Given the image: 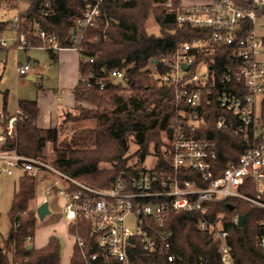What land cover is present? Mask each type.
Instances as JSON below:
<instances>
[{"label": "built area", "instance_id": "obj_1", "mask_svg": "<svg viewBox=\"0 0 264 264\" xmlns=\"http://www.w3.org/2000/svg\"><path fill=\"white\" fill-rule=\"evenodd\" d=\"M30 1L10 0L2 3L0 10L20 11L22 3ZM82 1L85 10L73 21L69 47L56 34L35 26L32 32H23V12H19L10 19L0 16V23L7 25L0 32V49H7L3 34L14 31L18 51L37 48L33 41L37 39L41 43L39 48L53 53L78 52L81 65L90 67L81 75L82 82L94 83L101 90L108 82L125 83L128 66L109 72L106 67H94L97 57L82 55L83 32L97 26L103 0ZM158 2L174 15L179 28L204 31L201 38L179 43L166 54L151 59L148 68L159 86L175 90L176 115L169 125L166 156L170 168L163 173L155 172L154 168L133 169L130 174L122 172L107 188L81 182L40 158L20 152L18 128L27 117L19 108L14 115L0 113V178L18 173L31 177L36 183V199L41 190L42 204L47 203L50 211L49 199L54 194L62 197L68 226L89 225L94 246L98 248L91 255V262L102 258L131 264L129 251L138 244L149 264H173L177 261L173 233L161 228L172 213H197L199 230L212 233L217 241L218 264H236L229 244L230 233L223 225L224 216L211 220L209 204L237 199L264 211V0ZM52 5L53 0H45V15ZM211 46L229 48L232 63L221 68L199 60L200 55L216 54ZM17 73L30 76L32 68L26 64ZM204 97L207 104L215 101L218 109L226 112L218 117L216 129L239 138L243 146L238 160L229 162L217 178L214 175L217 144L199 137L209 116L203 105ZM188 171L200 174V181L206 186L180 179V173ZM239 216L233 218L235 225L239 224ZM129 217L135 218L134 229L126 226ZM74 238L79 247L84 246L80 237ZM255 245L264 249V219L257 224Z\"/></svg>", "mask_w": 264, "mask_h": 264}, {"label": "trees", "instance_id": "obj_2", "mask_svg": "<svg viewBox=\"0 0 264 264\" xmlns=\"http://www.w3.org/2000/svg\"><path fill=\"white\" fill-rule=\"evenodd\" d=\"M8 1L0 0V7ZM29 5L21 14L23 31L32 32L33 26L38 27L56 34L63 45L69 47L73 21L83 15L85 3L82 0H53L47 15L44 14L45 0H31ZM101 9L97 26L83 32L82 55L97 57L94 67H106L109 72L128 66V80L125 83L108 82L103 90L94 83L80 80L73 90L76 100L74 109L79 116L77 120L93 121L94 127L76 132L60 144L58 127L47 130L38 128L36 102H19L18 107L27 121L18 128V148L21 153L40 158L81 182L107 188L122 172H132L131 163L144 164L149 156L154 158L155 172L163 173L170 168L166 156L169 125L176 115L175 90L159 86L148 68L151 59L166 54L179 43L201 38L204 31L179 28L174 15L161 7L158 0H103ZM6 12L4 16H7ZM151 20L157 27V33L149 31ZM6 26V23H0L1 33L7 29ZM33 41L37 48L41 47L37 39ZM209 48L215 49L216 54L207 57L200 55L199 60H206L221 68L232 63L229 48ZM52 58L56 59V56ZM89 68L81 65L80 75L87 73ZM203 105L209 116L199 137L214 140L217 144L214 164L217 178L229 162L238 160L243 146L239 138L216 129L218 117L226 112L219 110L215 101L207 104L206 97ZM49 144L52 150L46 154ZM130 144L138 148L131 155ZM179 176L182 180L206 186L196 172H182ZM36 190L34 179L26 175L20 178L19 189L14 193L7 215L15 225H11L7 239L0 229V243L5 246V250L0 248V264H61L62 246L56 238H51L47 246L41 249L32 245L38 220L31 205L37 204ZM237 215H247L244 227L233 223ZM219 216H224L223 225L230 233L229 244L236 264H264V249L255 245L257 224L264 219V211L237 199L210 203L209 218L217 220ZM198 221L197 213H172L165 220L161 231L173 233L172 244L177 256L173 264H218L217 241L212 233L199 230ZM69 230L72 236H79L84 242L83 247L76 244L71 264H121L102 258L90 261L98 248L94 246L88 224L71 225ZM129 255L131 264H149L138 244L129 251Z\"/></svg>", "mask_w": 264, "mask_h": 264}, {"label": "rangeland", "instance_id": "obj_3", "mask_svg": "<svg viewBox=\"0 0 264 264\" xmlns=\"http://www.w3.org/2000/svg\"><path fill=\"white\" fill-rule=\"evenodd\" d=\"M29 6L28 3H22L20 11L16 9L8 10L6 18L10 19L15 14L24 12ZM3 14L4 11L0 10V16ZM149 25L150 33H157V27L153 20ZM3 39L7 41V49L0 50V113L14 115L19 109V102H36L38 107L36 124L38 128L53 129L58 127L59 144L76 132L94 127L93 121H78L79 116L74 109L76 100L73 90L81 80V55L78 52L53 53L45 48L18 51L14 31H6L3 34ZM53 55L56 56V59L52 58ZM262 58L264 59V56ZM26 64L31 66L34 75L26 77L17 73V69ZM137 149V146L130 144L129 155L134 154ZM51 150L52 145L49 144L45 153L48 154ZM152 151L153 147L151 146L150 152ZM131 167L133 169H152L154 158L149 156L144 164L134 165L131 163ZM20 178L19 173L14 177L2 176L0 178V213L3 216L0 229L5 239H7L11 225L14 224L13 221L8 219L7 215L12 205L14 193L19 189ZM40 191L37 194L38 207L42 205L43 200ZM49 204L51 214L43 221L38 218L32 245L36 249H41L47 246L51 238H56L62 246L61 264H71L70 259L75 250L76 239L70 233L65 220V200L54 194L49 199ZM31 205L36 212V204ZM4 221L7 223L5 224ZM126 226L134 229L135 218L129 217L126 220ZM0 248H5L3 243H0ZM9 257L11 258L12 255H9Z\"/></svg>", "mask_w": 264, "mask_h": 264}, {"label": "water", "instance_id": "obj_4", "mask_svg": "<svg viewBox=\"0 0 264 264\" xmlns=\"http://www.w3.org/2000/svg\"><path fill=\"white\" fill-rule=\"evenodd\" d=\"M231 210H234L233 207L230 208ZM51 214V211L49 210V206L47 203L42 204L40 207L37 209V216L38 218L43 221L47 216ZM247 220V215H241L239 216V227H244L246 224Z\"/></svg>", "mask_w": 264, "mask_h": 264}, {"label": "crops", "instance_id": "obj_5", "mask_svg": "<svg viewBox=\"0 0 264 264\" xmlns=\"http://www.w3.org/2000/svg\"><path fill=\"white\" fill-rule=\"evenodd\" d=\"M63 52H65V51H63ZM60 53H62V52H60ZM32 75H34V73H33V70H32V73H31V75L30 76H32ZM31 78V77H30ZM51 129V128H50ZM44 130H47V129H44ZM36 203H37V199H36ZM2 219H3V216H2ZM1 219V221H0V225H1V222L3 221ZM5 222V221H4ZM7 222H5V224H6ZM61 257H62V255H61Z\"/></svg>", "mask_w": 264, "mask_h": 264}]
</instances>
